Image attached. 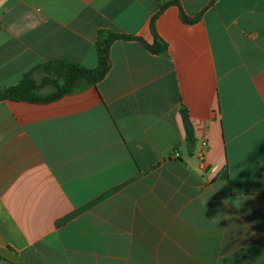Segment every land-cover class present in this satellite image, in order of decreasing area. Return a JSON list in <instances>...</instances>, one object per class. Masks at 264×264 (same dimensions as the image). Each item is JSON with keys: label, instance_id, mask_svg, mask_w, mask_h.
Returning a JSON list of instances; mask_svg holds the SVG:
<instances>
[{"label": "crops", "instance_id": "crops-1", "mask_svg": "<svg viewBox=\"0 0 264 264\" xmlns=\"http://www.w3.org/2000/svg\"><path fill=\"white\" fill-rule=\"evenodd\" d=\"M170 1L0 0V89L97 68L100 30L153 45ZM175 1L165 55L117 40L99 83L0 102V264H264V0Z\"/></svg>", "mask_w": 264, "mask_h": 264}, {"label": "trees", "instance_id": "trees-1", "mask_svg": "<svg viewBox=\"0 0 264 264\" xmlns=\"http://www.w3.org/2000/svg\"><path fill=\"white\" fill-rule=\"evenodd\" d=\"M172 0L168 3H163L160 12L154 16L151 22V30L154 35L153 45H148L141 39L131 35L114 33L109 30H100L97 36V52L99 55V64L95 69H87L79 64L70 61H54L43 65L40 68L47 72L50 76H56V79L47 80V84H53L57 90L55 93L48 96H40L37 94L38 86L33 78L32 72L27 73L19 84L0 89V102L4 100L11 101H27V102H50L60 99L64 95L73 92L80 81H87L89 84L95 85L102 81L111 68L110 49L113 43L117 40H138L155 55H165L167 51L166 44L159 38L155 29V21L158 15L168 6L177 4ZM182 18L185 22L191 23L195 20L188 18L182 12Z\"/></svg>", "mask_w": 264, "mask_h": 264}, {"label": "rangeland", "instance_id": "rangeland-1", "mask_svg": "<svg viewBox=\"0 0 264 264\" xmlns=\"http://www.w3.org/2000/svg\"><path fill=\"white\" fill-rule=\"evenodd\" d=\"M42 74H44V77L38 76V81H36V84L38 86L37 94L42 96H48L50 94H53L56 92L57 88L55 85L47 84V80L49 79H56V76H50L47 74L46 71L42 70Z\"/></svg>", "mask_w": 264, "mask_h": 264}, {"label": "water", "instance_id": "water-1", "mask_svg": "<svg viewBox=\"0 0 264 264\" xmlns=\"http://www.w3.org/2000/svg\"><path fill=\"white\" fill-rule=\"evenodd\" d=\"M182 119H183L186 135L189 140H192L194 137V127L190 120L189 114L186 110L182 112Z\"/></svg>", "mask_w": 264, "mask_h": 264}]
</instances>
